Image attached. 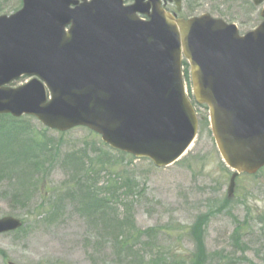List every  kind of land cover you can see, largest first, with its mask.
<instances>
[{
    "label": "water",
    "instance_id": "obj_1",
    "mask_svg": "<svg viewBox=\"0 0 264 264\" xmlns=\"http://www.w3.org/2000/svg\"><path fill=\"white\" fill-rule=\"evenodd\" d=\"M261 18L240 37L210 15L176 20L160 0H24L0 17V114L32 115L62 133L86 126L112 149L168 167L198 132L184 56L195 99L208 105L218 151L234 171L232 199L238 175L264 167V7ZM22 76L44 84L5 87ZM20 227L0 220V234Z\"/></svg>",
    "mask_w": 264,
    "mask_h": 264
},
{
    "label": "rangeland",
    "instance_id": "obj_2",
    "mask_svg": "<svg viewBox=\"0 0 264 264\" xmlns=\"http://www.w3.org/2000/svg\"><path fill=\"white\" fill-rule=\"evenodd\" d=\"M22 1L0 0V16L20 10ZM253 1L183 0L181 16L210 14L236 24L243 35L262 22V6ZM124 2L131 5L133 0ZM183 73L201 124L191 149L169 168L115 155L85 128L61 137L54 131L43 134L44 127L32 117L22 119L47 145L44 152L52 149L56 155L48 158L53 164L44 175H36L33 191L21 190L14 173H0V219L14 216L24 225L0 235V264H264V228L256 221L264 214V170L255 177L241 176L235 197L226 201L231 173L213 141L209 109L193 99L187 65ZM75 152L93 164L88 177L75 168L76 161L67 159ZM124 174L136 185L128 188L121 180ZM78 181L108 200L105 222L79 195L65 194L66 187ZM102 209L107 211V205ZM121 218L130 222L127 232L133 235L125 242L116 229ZM204 224L205 232L195 235L194 227ZM198 258L201 261H194Z\"/></svg>",
    "mask_w": 264,
    "mask_h": 264
},
{
    "label": "trees",
    "instance_id": "obj_3",
    "mask_svg": "<svg viewBox=\"0 0 264 264\" xmlns=\"http://www.w3.org/2000/svg\"><path fill=\"white\" fill-rule=\"evenodd\" d=\"M247 3L249 2L247 1ZM22 121H16L9 117H0V173L2 175L14 173L16 175L14 181L21 187V190L23 187H28V191H33L37 189L38 184L36 175L39 173H42V176L44 175L47 167L53 164L48 158H54L56 152L52 149L44 152L48 147L44 148L43 145H40V147L31 146L36 144L37 138H35L32 132L29 135L25 132L19 135L20 131L25 130V125ZM4 128L7 130L5 131ZM67 159L72 162L76 161L75 168L85 171V177H88L94 169L89 159L84 158L79 153L68 156ZM116 178L119 180L118 176ZM124 182H129L132 186L136 185L134 184L136 180L133 182L129 178H126ZM80 183L78 181L76 186H67L65 194H69L71 197L79 195L88 204H85L86 207H89L92 212H96L101 218H106L107 212L110 209L108 200L97 194L93 187ZM72 187H77L78 190L76 189L77 191H75ZM78 191L79 194H77ZM103 204L107 205V211L102 209ZM82 211L84 212V210ZM260 218H262L260 223H264V214H261ZM106 219L101 220L105 222ZM119 220L120 222L118 221L116 229L121 233L119 240L123 239L125 242L126 239L133 237V235L130 236L127 232L130 222L125 218ZM135 231L136 233L138 232L137 229Z\"/></svg>",
    "mask_w": 264,
    "mask_h": 264
}]
</instances>
